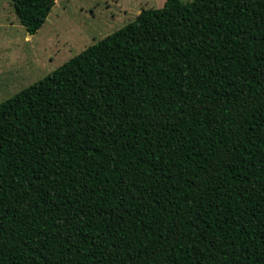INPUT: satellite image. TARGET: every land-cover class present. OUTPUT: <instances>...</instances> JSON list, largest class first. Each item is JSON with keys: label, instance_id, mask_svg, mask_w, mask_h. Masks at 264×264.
<instances>
[{"label": "trees", "instance_id": "obj_1", "mask_svg": "<svg viewBox=\"0 0 264 264\" xmlns=\"http://www.w3.org/2000/svg\"><path fill=\"white\" fill-rule=\"evenodd\" d=\"M0 264H264V0H166L0 103Z\"/></svg>", "mask_w": 264, "mask_h": 264}, {"label": "rangeland", "instance_id": "obj_2", "mask_svg": "<svg viewBox=\"0 0 264 264\" xmlns=\"http://www.w3.org/2000/svg\"><path fill=\"white\" fill-rule=\"evenodd\" d=\"M184 3L192 0H181ZM166 0H57L32 38L12 0H0V103Z\"/></svg>", "mask_w": 264, "mask_h": 264}, {"label": "crops", "instance_id": "obj_3", "mask_svg": "<svg viewBox=\"0 0 264 264\" xmlns=\"http://www.w3.org/2000/svg\"><path fill=\"white\" fill-rule=\"evenodd\" d=\"M27 38H30V39H31V38H32V36L28 35V36H27Z\"/></svg>", "mask_w": 264, "mask_h": 264}, {"label": "water", "instance_id": "obj_4", "mask_svg": "<svg viewBox=\"0 0 264 264\" xmlns=\"http://www.w3.org/2000/svg\"><path fill=\"white\" fill-rule=\"evenodd\" d=\"M31 36V35H30Z\"/></svg>", "mask_w": 264, "mask_h": 264}]
</instances>
